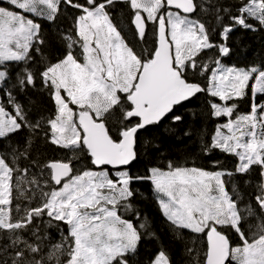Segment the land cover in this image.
<instances>
[{
  "label": "snow or ice",
  "instance_id": "snow-or-ice-1",
  "mask_svg": "<svg viewBox=\"0 0 264 264\" xmlns=\"http://www.w3.org/2000/svg\"><path fill=\"white\" fill-rule=\"evenodd\" d=\"M237 32L264 34V0H0V264H264V59L231 62ZM180 107L209 166L151 135Z\"/></svg>",
  "mask_w": 264,
  "mask_h": 264
},
{
  "label": "trees",
  "instance_id": "trees-1",
  "mask_svg": "<svg viewBox=\"0 0 264 264\" xmlns=\"http://www.w3.org/2000/svg\"><path fill=\"white\" fill-rule=\"evenodd\" d=\"M115 18L121 27L124 29L125 34L128 33V19L126 12L117 9L115 12ZM61 24L66 25L68 20L62 18L60 21ZM239 38L242 45L247 46L246 55L234 56L231 62L237 64H245L252 60L264 59V34L262 33H234L233 39ZM149 41H151V33L149 35ZM203 104V101H200ZM198 110V109H197ZM247 105H241L240 111H246ZM186 117V122L182 124L173 125L171 118L166 119L161 125L154 128L151 132V135L157 137L164 149L165 154L172 158L173 160L184 163L186 160L189 164L195 162L198 166H209L206 165L205 161L198 159L199 149L198 144L189 141L188 138L183 137V131L187 126V121L190 115V109L186 107H180L177 109V113ZM203 126L206 128L208 133L213 131L214 122L204 121ZM115 130H112V135L115 136ZM217 155H220L217 153ZM49 159H60L61 154L57 151H49L47 153ZM133 171H143V163H137L133 165ZM135 206L137 210L142 214L146 215L152 223L153 229L156 230L158 235L162 238L163 243L167 245L173 252H175V245L171 243L170 234L165 229V222L162 215L158 210V205L154 199V196L151 192V186L148 184H141L138 186V195L135 201ZM121 214L125 218L133 219L131 213H125L121 210ZM247 230V229H246ZM52 235L56 239H59L58 230L53 229ZM232 243L235 245L238 243V237L235 233H228ZM158 247V242L150 239H143L140 244V259L141 261L146 260ZM231 264V262H229Z\"/></svg>",
  "mask_w": 264,
  "mask_h": 264
},
{
  "label": "rangeland",
  "instance_id": "rangeland-1",
  "mask_svg": "<svg viewBox=\"0 0 264 264\" xmlns=\"http://www.w3.org/2000/svg\"><path fill=\"white\" fill-rule=\"evenodd\" d=\"M5 6H7V5H5Z\"/></svg>",
  "mask_w": 264,
  "mask_h": 264
}]
</instances>
